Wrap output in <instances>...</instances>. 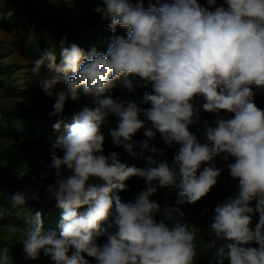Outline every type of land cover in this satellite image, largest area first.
Listing matches in <instances>:
<instances>
[{
    "label": "clouds",
    "instance_id": "obj_1",
    "mask_svg": "<svg viewBox=\"0 0 264 264\" xmlns=\"http://www.w3.org/2000/svg\"><path fill=\"white\" fill-rule=\"evenodd\" d=\"M207 5L104 0L94 11L111 17L112 33L118 26L127 29V38L111 36L104 53L69 45L64 37L59 56L53 46L34 62L33 76L47 70L40 84L54 98L51 115L61 117L53 128L65 133L54 144L63 155L53 152L47 165L55 181L45 188V203L54 200L61 210L60 231L45 232L37 211L18 238L27 258L38 259L42 251L55 264H195L200 230L177 217L185 215L181 205L197 203L217 184L224 171L219 158L227 162L237 191L214 208L207 248L215 264H264V109L255 102L264 92V0ZM61 83L66 87L57 90ZM117 88L150 90L137 101L114 96ZM82 95L90 105L64 117L69 98ZM198 97L204 102L197 103ZM202 111L215 116L214 126L203 121V139L191 130L201 123ZM110 117L118 118L109 129L113 145L132 157L150 151L160 158L146 156V166L138 167L123 162L119 152L104 154L102 129ZM140 129L145 138L137 142ZM157 133L167 148L178 145L171 162L167 148L151 143ZM133 176L146 187L125 202L118 191ZM169 186L179 189L174 205L151 199ZM8 200L17 209L40 196L17 190ZM5 214L0 207V218ZM157 215L165 219L157 221ZM100 237H106L103 244ZM8 251L0 250V264H11Z\"/></svg>",
    "mask_w": 264,
    "mask_h": 264
},
{
    "label": "trees",
    "instance_id": "obj_2",
    "mask_svg": "<svg viewBox=\"0 0 264 264\" xmlns=\"http://www.w3.org/2000/svg\"><path fill=\"white\" fill-rule=\"evenodd\" d=\"M7 1L14 5L15 9L10 15L8 22L0 20V26L7 30L24 29L27 31L28 26L25 24L24 16L30 15L33 17L34 21L43 28L45 34L54 39L53 46L56 47L58 56L59 43L64 37H67V44L69 45L71 43H76L86 51L92 46H95L99 51L104 53L107 52L111 36L123 35L127 38V29L118 26L116 33H112L109 28L111 17L105 18L102 14L94 11L96 7L104 5V0H86L89 7L77 18H71L69 15L55 18L47 17L41 9L34 5V0ZM132 2L135 3L138 2V0H132ZM152 2H156V0H152ZM199 2L204 6H208L207 0H199ZM223 2L224 0H218V5L223 4ZM144 3L147 7L149 0H144ZM44 52L45 51L37 53L33 50L29 55L33 58H31V60L36 61L41 58ZM41 73L42 75L40 78L47 75V70L42 68ZM5 74L4 66H0V95H6V92L10 90L13 91L20 100L15 104H4L0 102V136L10 137L12 141L10 144L3 147V156L0 154V188H5V192L0 195V207L6 210V214L0 218V225H3V228H5L3 233L0 230V250L4 248L9 250L8 255L11 257V264H55L50 257L44 256L42 251L38 259L27 258L23 250V243L18 239L19 237L13 238L8 236V230H11V228L23 232V229L29 227L30 222L35 217V215H32L29 220H25V218H18L13 216L12 213L10 214L12 207L8 200V196L10 190L14 189L16 191L28 190L31 193L29 189H26V185L24 186L25 182L29 178L40 179V189L36 193L40 196L41 200H47L45 188L55 181V170L48 169L47 165L51 162L53 152L61 156L63 155L61 150L54 149V144L57 138L65 133V130L63 128L60 130L53 128V124L61 117L51 115L55 101L53 97H49L44 93L40 81L36 84H25V82L19 84L15 80H8ZM65 87L66 85L61 83L57 86V90ZM149 90V88H136L133 92H127L124 89L117 88L114 90L113 95L120 96L125 100L135 99L139 101L143 93ZM196 102L203 103L204 101L202 98L198 97ZM255 102L258 107L264 109V92H260L256 95ZM85 105H90V101L86 96L82 95L81 98L76 101L69 98L65 105L64 117L70 119L74 113L82 110ZM142 106L150 107V105ZM224 115L230 116L231 114L224 113ZM214 119L215 116L213 113L202 111L201 123L192 125L191 130L203 139V133L205 131L203 121L206 120L209 125L214 126ZM117 121L118 118L110 117L108 123L102 129L106 136L104 154H109L112 151L119 152L123 162L127 163L129 166L135 164L138 167L146 166V156L152 155L157 159L160 158L159 153L153 154L150 151H145L143 155L132 157L125 152L122 146L113 145L109 135V129L116 127ZM144 138V129L138 130L134 136V140L137 142ZM151 143L158 149L167 148L159 133H157L155 140L151 141ZM177 147L178 145H173V147L167 148L169 162L174 158V152ZM136 151L139 153L141 149L137 147ZM231 162H234V159ZM217 164L223 167L224 171L221 173L217 184L213 186L209 194L195 204L181 205L185 215L184 217L178 218L185 222L195 224L200 230L210 231V225L213 222L212 217L214 215V208L234 191H237V181L229 176L226 166L227 162L217 158ZM33 165L39 168H45L48 173L47 177L42 179L41 174L31 169ZM125 183L127 185L126 189L118 191V194L125 202L134 199L135 195L146 187L145 180L135 176L129 178ZM178 191L179 189L175 186L158 188L157 193L153 195L151 199L159 198L174 205ZM255 203V201L252 202L253 207ZM53 206H55L59 213L61 212V210L56 207V202L54 200L48 201L47 203L32 200L23 207L37 210L42 213L45 232L56 231L59 233V222H55ZM205 209H207L206 213L204 211ZM82 210L84 209L82 208L81 211ZM160 219H165V217L157 215V221ZM258 221L259 213L257 212L251 221L253 230ZM105 241L106 237L98 238V242L101 244ZM201 242L196 240L199 246H202ZM254 246L258 247V244ZM94 264H97L96 260H94ZM195 264H215L212 251H198Z\"/></svg>",
    "mask_w": 264,
    "mask_h": 264
},
{
    "label": "rangeland",
    "instance_id": "obj_3",
    "mask_svg": "<svg viewBox=\"0 0 264 264\" xmlns=\"http://www.w3.org/2000/svg\"><path fill=\"white\" fill-rule=\"evenodd\" d=\"M34 5L41 9L45 16L50 18L64 17V15H69L71 18H77L79 15H82L89 7L86 3V0H34ZM14 9V5H12L7 0H0V20H5L8 22ZM24 21L28 26L27 31L24 29L7 30L0 26V66H4V71L6 73L5 75L8 80H15L19 84H22V82H25V84H36L41 78L35 77L31 73V68L34 66L35 61L31 60L32 57L29 55V53L33 50H35L37 53L46 51L53 46L54 39L45 34L43 28L38 25L30 15H25ZM19 100L20 98L10 90L6 92V95H0V102L4 104H15ZM11 142L12 141L10 137L0 136L1 156H3V147L10 144ZM31 169L34 172L41 174V176L43 173L47 172L45 168H39L36 165L31 166ZM40 184V179L29 178L25 182L24 186L26 185V189H29L31 192H37L40 189ZM15 191V189L10 190V193ZM4 192L5 188H0V195H2ZM40 201L43 203L46 200L40 199ZM156 201H158L161 205L166 203L162 200ZM36 212L37 210H32L27 207L17 209L12 208L10 210V214L12 213L13 216L18 218H25V220H29L32 215H35ZM53 214L55 217V222H59L60 213L55 208V206H53ZM171 222L172 221L169 223ZM0 230L2 233L5 231L3 225H0ZM21 233V230L16 231L14 228L8 230V236L13 238L20 237V235H22ZM211 238L212 237L209 231L200 230L196 240L198 242H203H201L202 246L198 245L197 254L198 251L204 252L205 250H209L207 248V241Z\"/></svg>",
    "mask_w": 264,
    "mask_h": 264
}]
</instances>
